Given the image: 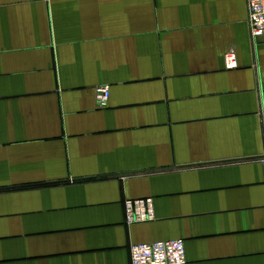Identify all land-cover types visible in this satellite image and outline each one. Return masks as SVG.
Segmentation results:
<instances>
[{
  "label": "crops",
  "instance_id": "1",
  "mask_svg": "<svg viewBox=\"0 0 264 264\" xmlns=\"http://www.w3.org/2000/svg\"><path fill=\"white\" fill-rule=\"evenodd\" d=\"M144 198L154 221L127 226ZM170 239L186 264H264L247 1L0 0V264H131Z\"/></svg>",
  "mask_w": 264,
  "mask_h": 264
},
{
  "label": "built area",
  "instance_id": "2",
  "mask_svg": "<svg viewBox=\"0 0 264 264\" xmlns=\"http://www.w3.org/2000/svg\"><path fill=\"white\" fill-rule=\"evenodd\" d=\"M249 10V24L252 40L264 36V0H246ZM225 68H237L236 51L230 49L225 54ZM99 108H106L110 99V88L100 87L95 94ZM125 221L127 226L152 222L155 212L152 198L125 200ZM131 264H186L185 242L182 239H170L151 243H138L130 246Z\"/></svg>",
  "mask_w": 264,
  "mask_h": 264
}]
</instances>
